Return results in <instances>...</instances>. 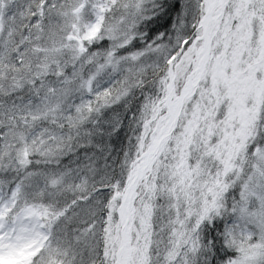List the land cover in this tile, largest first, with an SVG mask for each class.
<instances>
[{"label":"snow or ice","instance_id":"6c2138e0","mask_svg":"<svg viewBox=\"0 0 264 264\" xmlns=\"http://www.w3.org/2000/svg\"><path fill=\"white\" fill-rule=\"evenodd\" d=\"M0 264H264V0H0Z\"/></svg>","mask_w":264,"mask_h":264}]
</instances>
